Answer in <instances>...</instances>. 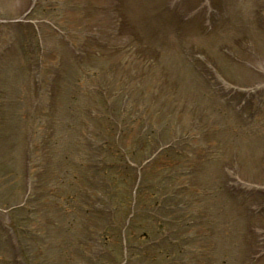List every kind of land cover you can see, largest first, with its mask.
Here are the masks:
<instances>
[{
  "label": "rangeland",
  "instance_id": "rangeland-1",
  "mask_svg": "<svg viewBox=\"0 0 264 264\" xmlns=\"http://www.w3.org/2000/svg\"><path fill=\"white\" fill-rule=\"evenodd\" d=\"M0 264H264V0H0Z\"/></svg>",
  "mask_w": 264,
  "mask_h": 264
}]
</instances>
